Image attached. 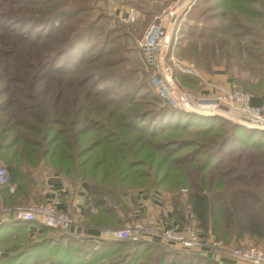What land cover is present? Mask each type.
Masks as SVG:
<instances>
[{"label":"trees","instance_id":"1","mask_svg":"<svg viewBox=\"0 0 264 264\" xmlns=\"http://www.w3.org/2000/svg\"><path fill=\"white\" fill-rule=\"evenodd\" d=\"M64 1L72 3V6L57 9L48 17L30 18L28 32H31H21L16 37L36 45L51 41L53 34L46 33L48 27L54 25L52 30H58L66 19L78 17L81 26L72 30L71 37L61 36L59 40H55L57 48L48 49L43 54L37 53L36 67L30 64L35 69L32 87L43 79L57 81L60 89L65 82L79 83L86 85L92 96H88L85 91L86 97L75 96L76 98L70 99V96H63L65 90L61 89L57 95L46 96L44 100H39L41 96H36L33 104L19 96H0V117L6 115L5 123L0 126V162L5 165L3 167L10 180L9 184H0V203L6 207H14L21 203L47 202L39 192V186L45 184L40 174L45 173L49 166L54 172L49 176L60 175L73 194L87 185L86 209L89 221L97 225L114 226L122 223L116 219L119 209L111 202L114 199L119 200L126 213H129L128 191L130 194L141 188L147 192L157 191L170 178L175 185L186 182V171L182 178L176 177L178 170L175 164L190 163L192 167L206 171L220 164L221 161L216 158L230 144L235 143L240 149H244V146H264V130L249 128L220 116L188 112L161 96L153 84L152 71L147 66L144 55L142 60L151 72L150 79L142 81L140 76L134 89H124L121 95L116 94L110 85L96 90L98 84L91 83L95 78L98 83L104 80L108 84L128 80L125 70L121 73L98 74L87 65V47L94 43L95 33L101 38L97 43L101 48L99 59L118 52L114 47L109 48L110 45H116L117 38L112 36L113 32L105 25L99 26L100 21L107 17L104 12H101L98 19H90L91 7L88 6L91 0H58L57 3ZM201 1L208 5L202 14L207 10L220 13L218 9L221 7H228L232 13L238 11L252 16L264 13V0H199L190 16ZM257 3L260 8L255 7ZM25 20L28 19L22 18V22ZM56 22L59 27L55 25ZM185 27L194 28L200 37H205V33L213 35L218 32V29L212 31L207 27L198 29V26L189 23ZM34 29H38V33L31 38ZM184 32L183 29L182 34ZM136 47L142 52L138 41ZM13 54L16 55V52ZM207 55L204 52L207 59L204 67L210 70L213 62ZM63 57L64 61L58 64ZM254 57L259 64L251 65L244 71L249 76L254 73L262 74L264 78V56ZM123 61L117 60L113 65H119ZM21 67L25 71L29 66L22 64ZM72 68L79 72L73 75ZM47 71L53 75L44 76ZM177 76V79L183 80L201 79L185 73H178ZM48 85L46 93L52 94V84ZM115 94L116 96H112ZM142 95L147 96L144 104L138 99ZM61 102L65 104L62 106ZM140 104L143 108H138ZM13 107L18 112L12 110ZM184 123L199 127L197 132L211 133L208 138L218 136L220 140L211 146L188 136L167 138L166 131L169 128L182 127ZM188 129L189 132L194 131L183 125L184 131ZM223 132L224 135H221ZM146 145H153L165 154L161 156L152 150L146 151ZM198 155H201L200 158ZM149 160H153L152 168L156 169L155 172L144 170L146 166H150ZM166 165L167 168L163 171ZM12 184H15L13 192L10 191ZM207 188L190 192L188 201L199 222L196 229L207 232L212 230L214 241L221 243L218 250L226 249L233 243L238 244L236 247H248L241 245L246 237L264 239V214H258L259 211L255 210L246 194L238 192L233 200L222 198L221 201L211 196L209 192L214 191L213 189ZM133 198L134 196L129 200L136 203ZM92 209H97L98 212ZM176 211L177 209L172 210L175 219L186 220L184 215H178ZM31 224L33 222L0 224V264H216L196 250L189 252L161 242L121 239L97 243L40 223L36 224L38 230L33 232ZM54 230L58 233L55 234ZM233 247L235 245L230 248Z\"/></svg>","mask_w":264,"mask_h":264},{"label":"rangeland","instance_id":"2","mask_svg":"<svg viewBox=\"0 0 264 264\" xmlns=\"http://www.w3.org/2000/svg\"><path fill=\"white\" fill-rule=\"evenodd\" d=\"M22 1L0 0V96H2V98L6 96H19L32 104L36 101V96H41L39 100H44L46 96L57 95V92L61 89L65 90L63 96H70V99L76 98L75 96L86 97L87 94H85V91L86 93L88 92V96H92L86 85H81L79 83L65 82L64 86H61L62 88L60 89V84L58 83L57 85V81L43 79L32 87L35 81L34 67H36V62H38L37 53L41 52L40 54H43L47 52L48 49L52 50L57 48L58 44L55 40H59V38L64 35H70L71 37L73 35L72 30L79 28L81 25L80 22H78V17H74L72 19H66L61 29L52 30L54 25L48 27L46 33L48 34L52 32L53 34V39H51V41H46V39H44L43 41L46 42H41L36 45L20 40L16 37V34L21 32L27 34L31 32H28V30H30L28 28L31 26V23H29L30 18H36L37 16L48 17L57 9L72 6V3H69L68 1L61 3H57L58 0ZM259 5L260 4L257 3L255 4V7L257 6V8H260ZM207 6V4H204L201 1L200 5L191 14L189 24L192 26H198V29L204 27L210 28L212 31L218 29V32L213 35H210L211 33H205V37H200L195 33L194 28L186 29V27H184L185 32L178 36L177 41L173 40L175 41L176 56L182 61L193 64L202 77H200V81H197L195 78L194 80H183L178 78L177 84L192 100H194V98L202 97L205 92L211 91L210 87L214 84H222L227 88L240 86L241 88L243 87L242 89H249L254 93L244 90L254 94L255 98H258L260 101H264L263 75L254 73L253 76H249V73L244 71L251 65L255 66L259 64L258 62H255L256 59L254 55L256 57L264 56V13L252 16L238 11L232 13L227 9L228 7H221L218 9L220 13L207 10L202 14V11L205 10ZM88 7H91L89 12L90 19L93 17L98 19L101 12L106 14L107 17L100 21L99 26L105 25L107 29H110L113 32L112 36H116V45H110L109 48L114 47L118 52L111 54L108 58L99 59V51L101 48L98 47L97 43L99 44L101 38L95 33L93 37L94 43H91V45L87 47L89 53L87 55V65H90V67L98 74L121 73L124 70L128 73L127 81H119L114 84H111V82L108 84V82L104 80L98 83L97 78H95L91 83L98 84L96 90L110 85L111 89L117 92L116 94L119 95L120 93L121 95L124 89H129L130 91L131 89L133 90L134 85L140 76L143 78L142 81L150 79L151 72L148 67L144 66L142 60L143 54L140 50H137L136 42L142 38L145 30L152 23L154 16L163 8V6L155 4L152 0H91ZM131 7L135 8L140 16L136 21L127 23L124 21V17L127 9ZM22 18L28 20L22 22ZM57 23L58 22H56L55 25L59 27ZM44 28L45 26L41 29ZM37 30L38 29H34L31 38L37 35ZM125 34L128 35L126 36ZM210 36H213L214 38L211 39ZM42 43L44 44L40 45ZM15 52L16 55L13 54ZM204 52H207V56H209L211 62H213L210 70L204 67L207 63ZM103 57H105V55ZM64 59L65 57H63L61 59L62 61H59L58 64H61ZM120 59L124 60L123 63L114 66L113 64ZM22 64H28L29 67L24 71L21 67ZM30 64L34 67H30ZM72 70L73 75L79 72L75 71L73 68ZM56 74L57 73H54V75ZM50 75H53L50 71L44 73V76ZM80 76H82V73H80ZM194 76L199 77V75ZM245 80H248V82ZM93 81L96 82L93 83ZM246 83H251V85H247ZM48 84H52L50 87L52 88V94L46 93V88L50 86ZM43 92L45 93L43 94ZM116 94L112 96H116ZM22 96L32 97L26 98ZM132 97H134V95ZM146 98L147 96L145 95L138 97V99L143 101L142 104H144ZM64 104L65 103L61 102L62 106ZM142 104H140L141 106L138 108H143ZM98 105L99 104H96V106ZM12 110L18 112L15 107H13ZM186 111L198 113L197 111H194V108ZM5 120L6 115L0 117V126L5 123ZM138 124L140 125L141 122H138ZM183 125L184 127L189 126V128L194 131L189 132V129L184 131ZM183 125L182 127L169 128L166 131L168 134L167 138L172 139L188 136L193 139L197 138V140H201L211 146L220 140L218 136L213 139L208 138L211 133L204 134L197 132L200 129L195 125L193 126L185 123ZM221 135H224V132ZM147 145L145 148L146 151L152 150L156 155L158 154L161 156L165 154L164 151L154 148L153 145L152 147H148ZM243 148L244 149H240L235 143L230 144L216 158V160L219 159L221 161L220 164L217 167L206 171L192 167L190 163L187 165H182L181 163L175 164V168L178 170L176 177L182 178L186 171V182L183 185H175L174 183H171L172 179L170 178V181L164 185V187H159L160 190L157 191L147 192L144 188L134 192V194H132V191L131 194L130 191H128L127 193H129V196L127 202L129 203L128 208H130L129 213H126L119 200L114 199L111 202L116 204L119 209L116 219L121 220L122 223L108 227V229L121 228L127 223H133L136 221L145 222L149 216H156V220L158 221L160 217H162L161 215L164 210L172 211L174 209H177L176 213L178 215H184L186 218V220L180 221L173 217L179 225L182 224L183 227L185 226L196 229L199 222L192 212L188 196L190 192L204 190L206 187H208V190L213 189L214 191L209 193L212 197L214 196L215 199L217 198L221 201L222 198L228 201L233 200L234 195L238 192L240 194H246L247 197L251 199L250 201L255 207V210L257 212L259 211L258 214H264V146L255 148L244 146ZM200 156L201 155H198L199 158ZM149 161L150 166H146L144 170L155 172L156 169L152 168L153 160ZM0 165L5 166L2 162H0ZM166 168L167 165L162 170L164 171ZM51 173H54L53 170L47 166L46 172L42 173V175L40 174L43 182ZM44 187V183L39 186L40 193L44 191ZM84 187L87 188V185L85 184ZM127 193L125 194L127 195ZM131 195L134 196L133 199H137H135L136 201L141 198L143 199V202L148 200L147 198H144L146 196L156 198L158 200V209L156 208L157 211L154 213L155 216H147L144 212L139 215V208L143 203L140 201L138 203L136 202V204L133 201H130L129 198H132ZM4 207H6V205L0 203V217L3 215L2 211ZM131 209H133V211H131ZM7 223L13 225L18 224L0 218L1 225ZM199 232L202 235L201 237H204V240H214L212 230L207 232L204 229H199ZM54 233L56 234L58 232L54 230ZM234 245L236 247L238 244H230L226 249H229ZM241 245L264 248V239L246 237L243 239Z\"/></svg>","mask_w":264,"mask_h":264},{"label":"built area","instance_id":"3","mask_svg":"<svg viewBox=\"0 0 264 264\" xmlns=\"http://www.w3.org/2000/svg\"><path fill=\"white\" fill-rule=\"evenodd\" d=\"M199 0H152L163 8L154 16L150 26L145 30L138 44L145 57L146 64L152 71V81L161 96L180 108L204 114L212 112L216 116L253 129H264V104H256L255 96L242 88H227L222 84H214L202 97L190 99L177 84V74L199 75L193 64L180 60L175 54V41L190 21V13ZM140 14L135 8H128L124 21L134 22ZM175 40V41H173ZM164 55L162 56V52ZM207 83V82H206ZM214 90V91H213ZM6 169L0 165V184H9ZM15 184L10 186L13 192ZM95 212V209H92ZM3 220L15 223H40L63 232H70L76 220L68 212L59 207V199L53 198L45 203L18 204L4 207ZM102 236L110 240L127 239L132 241L149 240L160 237L162 243L178 244L181 248L195 250L198 248L220 247L221 243L204 240L197 229L191 227L158 228L153 217L145 222L127 223L124 227L102 231ZM220 251V250H219ZM234 259L264 264V248L248 246L221 249Z\"/></svg>","mask_w":264,"mask_h":264},{"label":"crops","instance_id":"4","mask_svg":"<svg viewBox=\"0 0 264 264\" xmlns=\"http://www.w3.org/2000/svg\"><path fill=\"white\" fill-rule=\"evenodd\" d=\"M254 101L256 104H264V101H260L258 98H255ZM44 185H45L44 191L42 192L44 199L51 200L53 198H58L60 209L68 212L70 215H73V217L75 218L76 222L71 227L69 234L76 236V237L84 238V239H90L97 243L110 240L109 238H105L102 236V231L112 226L97 225V224L92 223L88 219V211L86 209V194H87L86 187L82 186V188H80L79 191L73 194L70 186L58 174H53L51 176H48L45 179ZM144 198H147L148 200L143 202V199L140 198L137 201V203L140 201L143 203L139 208V215L142 212H144L147 214V216L148 215L153 216L154 213H156L158 209L157 207L158 200L156 198H151L148 196ZM95 212L97 213L98 210L95 209ZM161 216L162 217H160L158 221L156 220V216L153 217L155 220L156 227L158 228H168V227L181 228L183 227L182 224L179 225L177 221H175V219L172 216V211L164 210ZM8 221H10L9 216H8ZM30 229L33 232L37 231L38 226L33 223L30 225ZM147 241H153L157 243L161 242L160 237H154ZM170 245L174 246L177 249L187 250L185 248H181L178 244H170ZM195 250L199 254H201L202 256H204L205 258H207L208 260L216 264H253L250 262H245V261L234 259L224 253H221L219 250L212 249V248H198ZM195 250L193 251L188 250V251L194 252Z\"/></svg>","mask_w":264,"mask_h":264},{"label":"water","instance_id":"5","mask_svg":"<svg viewBox=\"0 0 264 264\" xmlns=\"http://www.w3.org/2000/svg\"><path fill=\"white\" fill-rule=\"evenodd\" d=\"M164 55V52H162V56ZM204 115H207V116H213L214 115V113H212V112H206V113H204ZM261 130H264V129H261Z\"/></svg>","mask_w":264,"mask_h":264}]
</instances>
